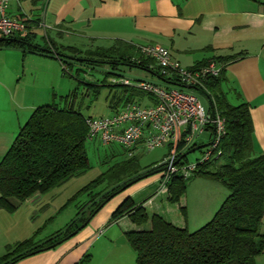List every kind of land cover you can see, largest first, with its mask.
Wrapping results in <instances>:
<instances>
[{
  "label": "trees",
  "instance_id": "16d2710c",
  "mask_svg": "<svg viewBox=\"0 0 264 264\" xmlns=\"http://www.w3.org/2000/svg\"><path fill=\"white\" fill-rule=\"evenodd\" d=\"M36 38L37 34L30 31L24 36L0 35V49H20L57 56L65 71L73 64L93 67L107 64L112 73H117L119 65L154 71L160 79L157 83L202 92V96L211 101L215 110L225 119L226 132L220 143L221 154L199 163L190 177L173 174L167 184L168 199L172 203L181 200L187 191L189 178L195 176L202 175L220 181L229 189V194L205 225L194 231L179 227L159 213L150 215L144 202L136 203L131 196L126 197L113 212L111 221L128 216L136 225L150 222L148 229L125 233L137 254V264H257V257L264 253V152L256 150L250 104L246 101L233 104L222 88L226 64L235 60L237 55H219L189 67L197 68L210 60H217L224 65L219 76L209 77L205 81V88H190L176 77H165L155 59L142 55L137 45L123 39H116L110 47L98 46L86 50V54L81 55L83 50L72 46H68L72 52L69 54L54 43L45 48L26 44L33 43ZM115 86L120 91L114 94L110 102L113 112L132 101L146 102L149 98L147 93L136 87L123 84ZM77 99V90H72L63 96V104L53 102L37 107L20 128L0 161V208L14 211L36 193H46L90 167L86 146V119L89 116L83 114ZM182 148L181 143L179 149ZM124 149L129 153V149ZM182 155L181 163L186 162L187 157ZM165 165L163 161L161 164L142 167L136 153L116 164L82 189L93 190L106 183L104 189L91 193L92 199L80 206L75 221L65 231L44 243L32 236L7 245V252L0 257V264H15L64 239L91 220L112 194L133 178H143L144 174L137 175L139 172L149 167H153L150 171H154ZM123 181L96 200L106 189ZM90 202L93 204L88 207ZM182 212L186 213V207H182Z\"/></svg>",
  "mask_w": 264,
  "mask_h": 264
},
{
  "label": "crops",
  "instance_id": "0c3cea01",
  "mask_svg": "<svg viewBox=\"0 0 264 264\" xmlns=\"http://www.w3.org/2000/svg\"><path fill=\"white\" fill-rule=\"evenodd\" d=\"M9 14L28 20V31L37 34L33 43L42 48L52 43L62 47L56 38L81 35L89 43L123 39L137 46L162 44L185 67L219 55H237L226 64L222 88L233 104H250L256 146L264 152V0H11ZM39 28L45 31L44 44L38 42ZM0 51L14 55L0 60L1 161L32 112L45 105L46 90L40 83L38 65L51 66L61 60L20 49ZM158 181L162 182V174L144 185ZM217 182L207 185L220 191ZM161 184L153 194H165L169 201L168 188L163 189ZM201 193L199 190L197 196ZM217 195L210 200V218L226 198L222 200L220 192ZM40 197L41 193H36L14 211L0 208V257L6 254L7 245L28 236L22 207ZM185 201L183 207L188 208ZM168 208L172 212L176 209L171 205ZM114 211L113 206L101 210L74 236L15 264H137V254L125 233L141 227L128 216L111 221ZM172 212L165 218L179 227L186 226L182 225L185 220ZM50 237L36 240L44 243Z\"/></svg>",
  "mask_w": 264,
  "mask_h": 264
},
{
  "label": "rangeland",
  "instance_id": "374dc122",
  "mask_svg": "<svg viewBox=\"0 0 264 264\" xmlns=\"http://www.w3.org/2000/svg\"><path fill=\"white\" fill-rule=\"evenodd\" d=\"M44 36L45 31L43 28H39L38 42L44 44ZM56 39H58L59 44L62 45V47H60L62 51L71 54L72 52L69 50L68 46H72L83 50L81 55L86 54V50L95 49L98 46L110 47L114 43L113 40L109 41L105 39L96 40L95 43H89L81 35H78V37H64L61 40H59V38ZM12 56L14 55L10 51H0V60L2 61H6V59L12 58ZM54 62L55 63L51 66L49 63L38 65L40 75H42L40 83L46 90L44 93L46 94L45 104H51L53 102L63 104V96H66L72 90H77V105L80 104L79 108L86 116L102 117L113 113L110 102L114 94L120 91L119 87L115 86L113 79L120 81L127 76L135 80L160 82L156 72L128 65H119L116 70L117 73H112L111 68L107 64H102L98 67L86 64H73L69 65L68 69L65 71L61 61ZM183 66L186 65L183 64ZM96 90H98V93ZM200 94L204 95L202 92ZM209 142V130L200 134L195 140V143L198 145L209 144ZM86 146L90 167L84 173L71 177L61 185L54 187L46 193H42L39 200L36 199L37 201L35 200L23 205L21 211L22 218L24 224L28 225L29 234L28 236H24V238L21 239L22 241L32 236L36 237V239L45 236H54L71 225L76 219L80 206L92 199V192L95 193L104 189L106 183H103L93 190L82 191V189L102 173L130 157L129 153H127L124 147L119 143L103 145L99 140H94L87 141ZM204 149L205 148L197 149L189 153L186 157V164L189 165L201 159ZM256 150L261 152L260 146H256ZM170 152V145H161L153 149H148L141 145L135 153L139 157L141 166L146 167L155 163L161 164L169 157ZM161 174L162 172L143 177L125 189L120 188L106 201L98 212L103 209L108 210L111 206L116 210L126 197L132 196L136 203L146 201L144 205L150 215L159 213L164 217H168L167 213L172 212L168 206H175L176 209L172 214L176 217L181 216V220H185V224L182 225H186L190 231H194L205 225L213 217L210 218L208 214L212 196L215 195L217 199V192H220L221 199L223 200L226 195L229 194V189L222 182H217V185L221 186L220 191L215 188L211 189L207 184H215L214 180L209 181V178L201 175L200 177L195 176L189 178L188 188L183 198L177 203H172L167 200L165 194H161L160 192L159 194H153L160 187L162 182L160 183L158 181L145 186V183L148 184L150 181L157 178L158 175L161 176ZM117 184L119 183L112 185L102 192L101 195ZM142 185L145 187L135 191V189ZM199 190L204 192L200 194V197L197 196ZM133 191L134 193L130 195ZM154 195H156L155 198L153 197ZM149 199H152V201H149ZM183 200H186V203L184 202L185 204H187L188 201L189 205L188 208L186 207L185 214L182 212V207L184 206V204H182ZM92 204L93 202H90L88 207ZM221 204L222 202L219 206ZM87 208L85 210H87ZM178 225L180 226V224ZM136 226L141 227V229H148V227H150V222ZM262 230L264 231V218ZM256 260L257 264H264V253L259 255Z\"/></svg>",
  "mask_w": 264,
  "mask_h": 264
},
{
  "label": "built area",
  "instance_id": "2783aa9c",
  "mask_svg": "<svg viewBox=\"0 0 264 264\" xmlns=\"http://www.w3.org/2000/svg\"><path fill=\"white\" fill-rule=\"evenodd\" d=\"M10 3L11 0H0L1 36L24 34L28 29L24 20L9 14ZM138 49L142 55L157 61L165 77H176L190 88H205V81L209 77L219 76L224 67L217 60H210L197 68L185 67L173 57L167 47L158 43L138 45ZM113 82L136 87L147 93L149 98L146 102L132 101L111 115L87 117L88 141L99 140L103 145L119 143L129 149L130 156L134 155L141 145L148 149L171 145L170 155L164 161L166 165L162 171L163 189H167L173 174L190 177L199 163L221 154L220 143L226 132L225 119L206 98L208 111L205 112L200 93L154 81L135 80L127 76L120 81L113 79ZM207 130L211 134L210 142L203 147V157L189 165L178 161L182 160V153L196 146V138ZM181 143L183 148L180 150Z\"/></svg>",
  "mask_w": 264,
  "mask_h": 264
},
{
  "label": "water",
  "instance_id": "95a60500",
  "mask_svg": "<svg viewBox=\"0 0 264 264\" xmlns=\"http://www.w3.org/2000/svg\"><path fill=\"white\" fill-rule=\"evenodd\" d=\"M26 44L29 45V46H33V47L36 46L35 44H33V43H29V42H27ZM199 97H200V100H201V103H202V105H203V107H204L205 112H207V111H208V104H207L206 99H205L202 95H199ZM207 145H208V144H202V145H196V146H193V147L190 148L186 153H183L182 157L187 156L189 153H191V152H193V151H195V150H197V149H202L203 147H205V146H207ZM180 158H181V157H180ZM178 161H180V159H178ZM178 161H177V162H178ZM177 162H176V163H177ZM151 168H153V167L146 168V169L142 170L141 172H139L137 175H142V174H144L143 176H144V177H147V176H149V175H153V174L160 173V172H162V171L165 169V167H162V168L156 169V170H154V171H150ZM149 171H150V172H149ZM138 180H139L138 178H133L129 183L125 184V185L122 187V189L127 188L128 186H130L131 184L137 182ZM124 182H125V181L120 182L119 184H117L116 186H114L113 188H111L109 191H107L106 193L102 194L98 199H100V198L103 197L105 194H107V193L110 192L111 190L115 189L116 187H118L120 184H122V183H124ZM114 194H115V193H114ZM114 194H112V196H113ZM98 199H97V200H98ZM105 202H106V201H104V203H105ZM104 203H102V205H103ZM89 221H90V219H89L87 222L83 223L78 229H76L74 232H72L71 234H69V235L66 236L65 238H69V237L75 235L76 233H78L79 230L82 229L83 227H85ZM69 226H70V225H69ZM69 226H68V227H69ZM68 227H67V228H68ZM67 228L63 229L61 232H59V234H61V233H62L63 231H65ZM65 238H64V239H65ZM64 239L59 240L58 242L54 243L52 246H55L56 244L61 243Z\"/></svg>",
  "mask_w": 264,
  "mask_h": 264
}]
</instances>
